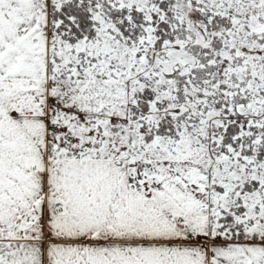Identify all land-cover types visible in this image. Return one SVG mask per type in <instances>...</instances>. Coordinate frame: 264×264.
Segmentation results:
<instances>
[{
  "label": "snow or ice",
  "instance_id": "snow-or-ice-1",
  "mask_svg": "<svg viewBox=\"0 0 264 264\" xmlns=\"http://www.w3.org/2000/svg\"><path fill=\"white\" fill-rule=\"evenodd\" d=\"M0 264H264V0H0Z\"/></svg>",
  "mask_w": 264,
  "mask_h": 264
}]
</instances>
